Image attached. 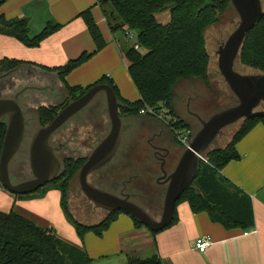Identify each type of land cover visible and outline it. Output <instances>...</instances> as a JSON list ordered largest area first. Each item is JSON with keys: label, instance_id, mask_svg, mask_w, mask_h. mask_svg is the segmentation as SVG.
<instances>
[{"label": "trees", "instance_id": "trees-1", "mask_svg": "<svg viewBox=\"0 0 264 264\" xmlns=\"http://www.w3.org/2000/svg\"><path fill=\"white\" fill-rule=\"evenodd\" d=\"M5 1L0 0V5ZM261 3L264 8L263 0ZM96 4L102 9L105 22L112 33L118 30L125 34L131 30L136 32L135 43L138 47L134 48L131 44L122 52L139 98L132 102L122 98L112 79L106 76L87 87L70 86L64 80L66 74L87 61L106 44L90 7L81 11L78 16L87 27L94 42V50L81 53L77 58L55 68V71L67 92L73 96L75 93L77 96L83 94L97 83L109 84L117 96L120 116L138 114L145 105L154 109L166 107L174 115L176 85L189 79L205 81L207 78L209 55L205 48L204 31L218 20L221 12L232 8L229 0H96ZM162 11L168 13L165 22L158 21L156 17ZM60 26L57 22L48 21L40 32L30 35L26 17L6 18L0 14V34L14 37L28 47L39 45L43 38ZM17 64L14 60H1L0 72ZM246 68L251 73L264 74V16L246 33L235 60L236 70L242 71ZM231 96L235 97L232 92ZM56 112L57 108H39V125L48 124ZM258 121L264 122V118L241 120L239 127L223 148L209 150L204 154L207 162L200 160L197 176L192 186L184 190L176 201L173 218L168 226L176 221V206L182 201L188 203L193 213L206 212L211 221L226 229H249L254 226L250 195L222 175L221 170L231 160L239 159L235 144ZM174 128H189V125L179 119ZM4 133L5 123L0 122V150ZM83 161L84 159H66L63 172L49 182L54 184L59 181L57 186L60 187L62 211L66 219L73 224L80 239L87 232L102 236L117 218V213H125L122 210L106 211L104 219L95 225H82L73 220L66 205V192L75 181L77 182V172ZM220 177L223 180H220ZM0 185L3 187L1 182ZM132 220L136 228L144 226L133 218ZM91 263L92 259L85 249L61 239L53 227L40 226L14 208L8 212L0 211V264ZM125 264L163 263L153 254L146 258L130 257Z\"/></svg>", "mask_w": 264, "mask_h": 264}, {"label": "crops", "instance_id": "crops-1", "mask_svg": "<svg viewBox=\"0 0 264 264\" xmlns=\"http://www.w3.org/2000/svg\"><path fill=\"white\" fill-rule=\"evenodd\" d=\"M97 5L96 0H6L0 5V14L6 18L26 17L30 35L40 32L48 21L61 25L34 47L25 46L14 37L0 34V61L14 60L18 63L10 68L17 72L18 86L39 88H27L25 93L30 90L35 91L33 92L35 94L41 93L39 90L47 88L49 82L53 81L49 85L50 88L54 85L50 93L52 94L50 100L53 101L58 96L57 87H63L55 68L77 58L83 52L89 53L94 50V42L87 27L78 16L81 11L90 7L106 44L87 61L66 74L64 80L70 86L87 87L106 76L112 79L122 98L131 102L139 98V93L127 71L122 52L123 46L114 34L110 33L104 17V22L98 19ZM42 77L48 78L49 82L40 79ZM98 96L102 97L103 94ZM102 98L104 99V96ZM39 104V102H33L31 107L26 108V111L30 112L28 122L33 127V130L29 131L30 137L39 126L37 114ZM102 106L101 114L105 113L101 119V125L105 126L102 134H106L110 123L106 113L105 99ZM175 114L184 120L181 115ZM123 116L128 118L126 123L123 121L126 127L142 123L145 137H149L150 133L153 135L154 130L147 125L150 120H154L156 132L166 134L170 140L174 141L177 146L169 165V171L173 170L184 148L177 142L172 129L159 118L148 114L122 115V120ZM141 146L144 154L150 155L153 160V149L147 140H143ZM235 149L240 156L239 159L227 163L221 170V174L250 195L254 226L249 229H226L211 221L206 212L193 213L188 203L182 201L176 206V221L152 235L144 226L136 228L132 218L123 213L124 215L117 216L102 236L87 232L80 239L62 211L60 191L56 189L49 190L42 198L32 197L28 200H20L12 199L0 188V211L8 212L12 207L18 206L38 217L50 219L61 239L86 250L92 259L91 264L103 258L110 261H99L96 264H113V261L125 264L131 254H134L132 258L135 256L146 258L152 256L154 252L163 264H264V122L255 123L236 142ZM143 180L144 174L141 182ZM165 183H156L155 189L160 190V203H158L160 207L167 186ZM158 206L153 204V207ZM200 236H208L211 242L203 252L195 247V241Z\"/></svg>", "mask_w": 264, "mask_h": 264}, {"label": "water", "instance_id": "water-1", "mask_svg": "<svg viewBox=\"0 0 264 264\" xmlns=\"http://www.w3.org/2000/svg\"><path fill=\"white\" fill-rule=\"evenodd\" d=\"M229 1L238 21L234 30L218 45L216 55L218 71L236 101L206 120L198 116L200 127L193 134L188 147L182 151L174 170L170 174L163 171L167 186L159 217H154L145 207L131 200L128 194L113 193L88 180L92 172L99 170L111 160L121 142L123 120L118 111L119 102L111 86L106 83L92 85L83 94L63 106L48 124L36 128L28 142V165L33 177L19 182L11 179L9 163L25 138L27 120L18 97L30 86L22 87L5 97L1 95L0 84V122L5 123L0 150V182L3 187L13 194H28L57 178L60 174L61 161L56 154L57 149L50 144L51 135L96 96L103 94L110 127L77 172L80 191L95 207L107 212L122 210L151 232H159L168 226L173 218L176 201L184 190L192 186L197 176L200 157L216 136L221 134L222 129L238 120L264 118V110L258 109V106L264 103V74H243L235 69V60L246 33L264 16V8L261 0ZM220 180L223 178L220 177Z\"/></svg>", "mask_w": 264, "mask_h": 264}, {"label": "rangeland", "instance_id": "rangeland-1", "mask_svg": "<svg viewBox=\"0 0 264 264\" xmlns=\"http://www.w3.org/2000/svg\"><path fill=\"white\" fill-rule=\"evenodd\" d=\"M263 3H264V0H263ZM96 14L98 16V19L104 22V19H103L104 16L102 13V9L100 8L99 5H97L96 7ZM167 16H168V13L166 11H162L158 13L156 17L158 21L165 22L167 19ZM237 21H238L237 15L232 8H228L218 15V20L212 25L208 26L207 29L204 31L205 48L209 55L206 80L203 81V80L189 79V80L179 83L174 88L175 98L173 100V106H174L173 110L175 113H178L179 115H181V118H183L184 121L190 126L189 128L192 133L199 128V125H200L199 117L203 120H206L211 115L215 114L216 112L224 110L228 108L229 106H231V97H230L231 92H230L228 85L225 83V81L223 80L222 76L220 75L218 71L216 50L218 48V45L222 41H224L227 38V36L234 30L235 28L234 26L237 23ZM105 27L108 30V27L107 26ZM128 32L132 34L131 38H127L126 34L120 30L116 31L115 33H112L110 31V33L114 34V36L120 41L121 46H123V49L127 48L129 45L136 42L135 30H131ZM237 71L243 74L251 73L247 68L242 69V71H239V70ZM32 92H35V91L30 90L24 93L23 97L29 95ZM258 107H259L258 109L264 110V103L260 104ZM143 108H147V106L145 105L143 106ZM161 108H162L160 109L161 113H164V111L166 110L164 108L166 107H161ZM175 113H174V116L179 120L180 119L179 116L177 117ZM127 120L128 118L123 116L124 123H126ZM240 122L241 121L238 120L224 127L222 129L221 134L217 135L216 138L209 145V147L207 148V151L223 148L230 141L233 133L239 127ZM78 145L79 144L77 143V147ZM122 147H123V144H121L119 151L122 149ZM207 151H205V153ZM118 159H119V156L117 154L110 163H107L108 165L106 164L107 167H111V165L116 163ZM144 160H145V163L141 161L140 163L136 164L138 167L137 171L141 173L142 175L144 174L143 182H141L140 180L138 182H134V181L129 182L127 189L130 192H136V193L139 192L138 197H136L139 203L143 207L147 208L151 213L152 212L156 213L157 217H159L160 208H161L160 206H158L159 205L158 203H160V192H159L160 190L155 189L157 186L156 179L160 175L159 173L160 169L158 167L159 165L158 166L154 165L155 160L151 161L150 155L145 154ZM146 163H148V165H151V164L153 165L152 170L149 172L145 170L144 164ZM101 168L103 169V167ZM135 171L136 170H134L133 166L125 167L123 170H121L117 174L118 180L125 181L129 179L130 178L129 176L133 174ZM145 175H147L146 180H145ZM58 184H59V181L54 184L47 183L44 186L40 187L35 192L28 193V194H13V193L8 192L1 185H0V188L3 191L7 192L11 196L12 199L28 200V199H31L32 197H36V198L45 197V194L51 189L59 190L60 187L57 186ZM52 185H55V186H52ZM66 194H67L66 205L68 207L69 213L71 214V217L73 218L75 222L82 224V225H95L99 223L101 220H103L104 217L106 216L105 210L95 207L90 201H88L84 197L82 193H80V190H79V187L76 181L73 183L71 188L67 190ZM60 200H61V192H60ZM153 204L157 205L158 207H153ZM12 208H14V210L19 212L23 216L30 218L31 220H33L35 223H37L40 226L53 227L52 221L48 218L40 217V216L38 217L32 212L19 208L18 206L16 208L15 207H12ZM155 210H159V215H158V212ZM124 214L122 212H119L117 213V216H121ZM70 225L73 226V224L71 223ZM148 232L152 235L151 231H148ZM149 233L148 235L150 237L151 235ZM132 255L134 254L129 255V257H132ZM135 258H141V256L140 257L135 256ZM99 261L104 262V261H110V260L103 258L101 260L95 261V264L99 263ZM113 262H114L113 264H122L117 261H113Z\"/></svg>", "mask_w": 264, "mask_h": 264}, {"label": "flooded vegetation", "instance_id": "flooded-vegetation-1", "mask_svg": "<svg viewBox=\"0 0 264 264\" xmlns=\"http://www.w3.org/2000/svg\"><path fill=\"white\" fill-rule=\"evenodd\" d=\"M7 72H9V74L6 75ZM16 73L17 72L15 71V69H10L4 72H0V84H2L1 85L2 96L5 97L10 96L23 87L20 85L18 86L19 77L17 78ZM40 79H45L47 82H49V79L46 77H42ZM51 83H53V81L49 82L47 88L45 89L42 88L41 90H39V92L41 93L35 94L32 92L29 95L23 97V94L26 91L25 90L18 97V102L23 110V113L25 114L27 124H26L24 141L17 154L13 157V159L9 163V173L11 179L15 182H19L33 177L28 165V142L30 140L29 131H32L33 127L31 126V123L28 122L29 121L28 119L30 118L29 115L30 112H27L26 108L31 107L30 105H33V102L34 103L39 102L40 104L38 108H48V109L57 108V112H58L69 101L79 96V95L77 96V93H75L74 96L69 94L63 85V87L61 88L57 87L56 90L58 92V96L56 99L52 101L50 100V97L52 95L50 93L53 91L54 85L52 86V88H50L49 85ZM10 86H12V88H10ZM102 97L98 96L95 99H93L84 109H82L76 115L72 116L55 133L51 135L50 144L57 149L56 154L61 161L60 174L63 172L64 161L66 159L69 158L74 161L84 159L85 161L89 153L95 147V145L99 142V140H101L105 136V134H102V131L105 129V126L103 127L101 125V119H103V116H105V113L104 115L101 114L103 110L102 104L105 99V97L104 99ZM230 97H231V105H232L235 103L234 101H236V98L233 96ZM143 115H147V114L143 113ZM147 126L152 128V130H154L153 135L152 133H150L149 137L144 136L143 133L144 125L142 123L131 127H126L123 124L120 145L118 146L114 156L111 158V160L108 163H110L117 154L119 156V159L117 160L116 163L111 165V167H107L108 165L107 164L103 166V169L100 168L99 170L92 172L88 176V180L92 184L97 185L101 188H105L106 190L111 191L113 193L128 194L131 200L139 203L138 199H136V197H138L139 192L138 193L130 192L128 191L127 186L129 182H133V181L138 182L139 180L141 181L142 179V174L137 171L138 167L136 164L140 163L141 161L145 163L144 160L145 154L142 150L141 145L143 140H147V143L153 149V157H154L153 160H155L154 165L157 166L159 165L158 167L160 169L159 171L160 175L156 179V181L158 183L161 182L165 183L164 182L165 176L163 171H165L167 174H170L174 170L173 169L169 171V165L172 161L173 151L177 145H175L174 141H172V139L170 140V138L166 134L156 132V123L154 120H150ZM97 129H98V134H97ZM155 132L156 134L154 135ZM77 143L79 144L78 147H77ZM121 144H123V147L119 151ZM160 148L162 150H158ZM127 166L129 167L133 166L134 170L136 171L133 174H131L129 179L125 181H119L117 174ZM152 166H153L152 164L151 165H148V163L144 164L145 170L147 172L152 170ZM80 193L82 192L80 191ZM155 211H157L159 215V210H155ZM151 214L157 218L156 213L152 212Z\"/></svg>", "mask_w": 264, "mask_h": 264}, {"label": "built area", "instance_id": "built-area-1", "mask_svg": "<svg viewBox=\"0 0 264 264\" xmlns=\"http://www.w3.org/2000/svg\"><path fill=\"white\" fill-rule=\"evenodd\" d=\"M127 38H131L132 34L128 33L126 34ZM134 48H137L138 45L133 43ZM160 109L162 108H153V107H148L147 108H141L139 110L140 114H148L154 117L159 118L161 121H163L165 124H167L169 127L172 128L174 131V134L176 136L177 142L185 149L188 147L191 138H192V132L188 128H174V125L177 123V119L171 114V112L167 109L164 111V113H161ZM200 160L207 162V160L202 156L200 157ZM210 239L208 236H200L196 239L195 241V247L198 249L200 252H203L207 249V247L210 245Z\"/></svg>", "mask_w": 264, "mask_h": 264}]
</instances>
